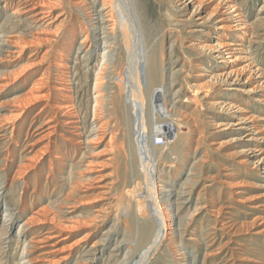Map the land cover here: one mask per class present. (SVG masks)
I'll return each mask as SVG.
<instances>
[{
    "label": "bare ground",
    "instance_id": "obj_1",
    "mask_svg": "<svg viewBox=\"0 0 264 264\" xmlns=\"http://www.w3.org/2000/svg\"><path fill=\"white\" fill-rule=\"evenodd\" d=\"M0 2L4 3L3 10L11 12L10 17L14 16L21 20L26 17L25 20L29 25L35 24L40 25V28L42 26L52 28L58 22V25L55 27L61 28L64 27V22L69 21L68 31L60 45L61 51L59 50L58 55L56 54L58 57L57 60L46 69V73L37 79L36 86L34 85V92L36 94H43L50 80L48 76L51 75V71H54L56 77L53 82L55 84L53 83L54 85L51 87V91H47L41 97H37L42 100L46 99L48 102L41 107L37 115L41 118V123L36 127V132H42L37 135L39 137L36 139V142H40L41 138H47L49 139V143L45 145V151L35 153L34 160H31L34 164H25L23 166V172H19V175H25L29 170L44 171L42 170V166L46 158L45 156L48 154L50 158L48 166L50 174L54 169V165L52 164L54 161L59 163L55 165L60 166L61 169L55 174V178L50 179V176H47L42 192L38 193V197L42 198L44 196L42 194L43 191L49 190L50 186H53L52 191H50L46 199V204L36 212H33L27 222H22L23 224L18 226L15 233L12 232V227L15 224L11 218L13 215L10 214L7 206L2 211L0 215V252L3 250L4 245H10V243L15 242L19 248V260L17 259L18 261L13 264H129L136 255H138L139 260L133 264H167L166 262L170 260V264H188V256L182 254L183 256L179 259L173 255L171 256L169 250L173 245L177 244V241L175 242L176 235L180 236L178 237V243L182 242V238L186 233V230H182L194 218V214H190L191 208H193L192 212L194 213L200 205L193 203L190 197L192 190L189 187V185L196 186L197 184L196 176L194 177L192 175L196 173L195 170H198L196 169V165L199 163L195 158H192L195 162L192 160L194 163L191 162V164L186 159V156H188V152L186 151L188 150L184 149V145L187 142L185 138H188V136L185 135V137L180 132V126L178 127L180 122H176L179 119H176L171 114L172 111L170 112L167 106L168 102H173L172 105L174 106L175 102L172 99L180 91L178 90L170 94L171 99L166 97L168 93H166L164 88L162 70V43L164 42L166 28L162 27L161 35H156L152 23L147 19L145 7L141 5V0H91V2H88V0H1ZM168 2L170 3L169 8L175 6L174 8L176 10V12L167 11L166 13V17L170 20V25L174 22L173 18H176L175 16L178 13L188 10L191 6L193 7L190 16L185 21H178L180 26H176V28H181L186 31L187 26H193L188 28L190 29L187 31L189 37L193 35V38H196L199 33L203 32V29L213 27L214 24L217 26L218 30L215 32V35H209L210 37L205 39L212 41L207 44L192 41L183 49L188 50V52L194 51V55L196 54L200 57L199 61H193V64H196L200 71L204 72L208 70L202 64H199V62L202 63L205 59L213 61V70L210 71V79L207 82L204 83L202 81V78L206 76L205 73L199 71L195 75L193 74L197 79L196 83L192 85L194 88L192 96L195 97L196 102H203L202 107L212 112L211 120L205 121L215 133L211 131L207 132L208 134L227 135L243 132L234 139V141L240 142L239 144H243L246 147L241 151L239 155L240 160L238 161L246 165L251 164L254 170V177L261 176V171L264 174V124H261L264 122V117L248 111L244 107V105L248 106L247 100L241 103L242 105H239V101L235 98L237 96L236 94H226L222 97L216 95V92H218L217 89L225 85L233 87L230 89L234 93H244L246 91L243 85L256 80L257 85L247 92L260 90L261 95L257 97L256 102L264 104V71L256 64L255 59L249 53L255 42L256 32L254 30L256 24L247 20L243 4L240 0H168ZM212 4L214 7L211 12L206 17H202L201 12L203 9ZM60 9L67 16L63 12H58ZM76 12L84 16L82 21L76 19ZM85 25L89 27V31L88 29L86 30ZM56 30L58 31V29ZM10 33L11 36L8 35L10 39L6 42L14 48L23 49L24 40L19 37L21 35L17 34L15 30ZM117 33L120 40L126 42L123 60L117 59L114 56V46L112 47L111 45V41L113 40L114 43L116 40ZM91 35L93 36L94 44L90 45V48L82 57H78V53L76 55V59L78 58L79 61L86 62L89 60L92 47L97 52L98 61L96 69L94 67V71H97V73H95L92 83L87 85L85 89L84 85L76 79L77 75L69 77L73 68L68 65L69 49L67 47H71L76 38L81 36L78 51L81 49L84 50L87 45L86 43L92 37ZM18 38L20 39L18 40ZM159 38H161L160 41ZM176 41L177 39L171 42L170 51L177 44ZM159 42H161V48L159 47ZM127 54H129L128 59ZM113 62L117 66L118 77L117 82H114V87L110 89V86L106 83L108 77L106 70L109 69V65ZM192 69H194V65L191 66ZM3 76L10 77L0 71V83ZM215 84H219V86H215ZM170 86L172 87L173 84L171 83ZM0 87H3V84H0ZM84 91L85 94L89 93V102L94 107L89 113H87L88 111L86 112V116L85 114L82 116V113H80L81 110L77 107V99L83 96L82 93ZM53 96L56 97L54 98V102L51 99ZM190 99L189 97L188 100ZM31 101L33 102L34 100ZM52 102L53 104H51ZM116 107L122 109V113L125 115L128 123L127 132L123 137L125 144L122 153L124 158L123 178L121 175L122 183L120 184L122 187H118L114 194L112 188L115 183L107 182V180L105 181L96 175L97 171L95 168L98 164L93 153L95 150L94 146L106 140L107 129L111 125L109 122L104 121L106 110H114ZM196 109L194 108L192 113ZM216 111L220 113H215ZM48 112L50 115L47 114L45 117ZM176 113L178 114L177 111L174 114L176 115ZM222 113H224L223 117L220 115ZM152 115H155L157 121V126L154 131H156L158 144L154 142L150 134V117ZM184 115L186 116V114ZM224 116L226 117L224 118ZM2 123L0 119V129L3 127L1 126ZM60 127L67 133L62 137V140L63 142L64 140L66 141L65 143H67V147L69 148L67 152L72 155L71 157L69 156L70 164L68 173L64 169V166H66L65 161H67L65 160L66 158L60 152L54 150L57 144L56 139L55 143L51 142V139L54 138L53 136L58 132ZM14 129L13 126L12 131ZM202 132L199 131V140L197 141L199 145L203 139ZM192 133L195 134V132ZM27 136H29V133ZM112 139L109 141H112ZM161 140L162 142H160ZM161 143L163 146H159ZM165 147H169V150L165 152L164 157L166 160H171V166L169 168L172 170V173L169 172L166 176V173H163L164 169L161 172L158 171L159 158L157 156L158 152L164 150ZM215 151L217 150L215 149ZM250 157L253 160H250ZM203 162L205 163L204 160ZM185 169L187 170L186 174L184 173ZM228 169L227 167L226 170ZM183 174L186 177L181 181ZM58 180L61 181L62 186L61 191H58L59 195L56 193L58 190L56 187L57 182H59ZM41 181L40 177H36L34 181L35 187ZM208 182L210 181L208 180ZM222 184L225 185L226 183ZM231 185L234 187L233 185L235 184ZM262 186L264 187V185ZM63 188L67 189L66 193ZM204 188H206L205 185L202 191ZM4 189L5 187L1 184L0 193L4 192ZM245 191L236 189L234 193H231L232 196L228 200H223L224 204L219 206L216 211H212V213L208 212L209 215L207 214L203 217L204 220H202L206 221L207 225L204 226V223H202L203 225L198 229L199 231L196 232L195 230L197 235H195L196 239L194 241L197 243L200 242V244L203 242L202 244H204L207 250H211L215 246L216 238L219 237L218 233L220 231L227 232L226 230L231 229L233 224H235L234 228H237V230L231 236L233 240L231 241L235 245L240 246L239 248H235V250L240 252V255L238 254L239 258L233 264H263L257 258L258 256L255 258L247 257L249 256V252L244 242L250 239V235L248 237L246 233L241 234V231H245L246 229L245 225H242L243 223L237 224L231 218H224L225 221H219L222 218L221 214L226 209H234L232 202L234 196L238 197V202H243L242 196L245 194ZM221 193L219 191L218 198H222ZM2 195L3 193L0 194V197ZM87 196H92L90 200L99 202V205L93 207L94 209H90L91 212L86 213L83 218L75 217L74 214L77 212L78 204L81 203L76 198L81 199ZM199 197L200 193L198 194ZM257 199L259 201L255 205L251 204L252 206L250 207L253 210H259L264 213V192ZM206 206L208 205L206 204ZM114 208L118 215L123 214L122 216L128 218L129 224L125 225L123 231L121 229L115 231L117 229V225L115 224L117 219L112 217L113 224L109 228L107 227L108 229L104 232L103 230L106 228V224L111 220L110 216H112L111 214ZM184 210H187V213L182 214ZM226 214L231 213L227 211ZM213 216L215 219L211 220L210 217ZM255 221L257 220L254 218L253 225ZM218 225H220L219 229ZM34 226H37L34 229L35 231H33ZM81 228L89 229L88 234L84 237L85 239L77 240L74 244L64 247L65 242L69 240L71 235H64L63 233H71ZM250 228L249 224L247 228L249 233L251 231ZM238 232L241 233L237 234ZM263 232L264 228L255 231L253 234L256 236ZM28 233L36 236L29 239ZM96 233H99L101 237L93 241L91 245L87 244L90 238L94 237ZM113 234H116L114 236L115 244L111 251L106 252V242L110 240ZM260 248L263 249V247ZM253 249L252 252L260 254L257 251L258 249L255 251ZM214 251L217 252L216 250ZM214 251L212 250L210 253H207V257L217 256L218 253L215 254ZM34 252L39 253L37 256H33ZM74 254L76 255V259H74L75 262L71 263ZM261 256L263 255L261 254ZM3 260L2 257L0 263ZM182 261L184 263H180ZM213 262L210 263L213 264Z\"/></svg>",
    "mask_w": 264,
    "mask_h": 264
},
{
    "label": "rangeland",
    "instance_id": "obj_2",
    "mask_svg": "<svg viewBox=\"0 0 264 264\" xmlns=\"http://www.w3.org/2000/svg\"><path fill=\"white\" fill-rule=\"evenodd\" d=\"M88 2H91V0H88ZM240 2L243 4V9L245 11L247 20L251 23L256 24L255 30H254L256 32V34H255L256 36L254 38L255 42L252 45L251 51H249V53L251 54V57H253L255 59L256 64L259 65L260 68L264 71V0H243V1L240 0ZM169 4L170 3L168 2V0H141V5L143 7H145L147 19L150 23H152V26L155 29L156 35L160 36L161 35V28L162 27L166 28L165 35H164V42L162 43V47H163L162 70H163V76H164V88L166 90V93H168V94H166V95H168L166 97L171 99L170 94H172L178 90L180 91L178 93V95H176L172 99L175 102L174 106L172 105L173 102L172 103L168 102L167 106H168V109L170 110V112L172 111L171 114H173L176 117V119L180 120V121L176 120V122L177 123L182 122L181 124L180 123L178 124V127L180 126L179 127L180 132L184 136L185 135L188 136V138L185 136L186 137L185 140L187 142H185V145H184V147H185L184 149L188 150V151H186V152H188V154H187L188 156H186V159L190 162V164L194 158L199 163V164L197 163L198 165H196V167H197L196 169H198V170H195L196 173H193V175H192L194 177L196 176L195 179H196L197 184H196V186H193V185L190 186L189 185V187H190V190H192L190 197L193 200V203H195V204L197 203V205L198 204L201 205V206L199 205L198 208H196L197 211L194 213L192 212L193 208H191L190 214H194V216H193L194 218L190 221V224L188 226H186V227L184 226L183 230L181 229L182 231L186 230V233L184 234V237L182 238V242L178 243L179 242L178 237H180V236H178V235L175 236L176 237L175 242L177 241V244L173 245L170 248L169 251L171 253L170 252L169 253L171 254V256L173 255L179 259L181 256H183L182 254H185L186 256H188V259H189L188 264H203V263L204 264H211L214 260H215V262H213V264H233V263H235L238 260V258H239L238 254L240 253L238 250H235V248H239L240 246L235 245L234 242H232L233 240L231 237L234 234V232L237 230V228L236 229L234 228L235 224H233L231 229H228L229 231L228 230H226L227 232L220 231L218 233L219 237L216 238L215 246L213 248H211V250H207V248L204 246V244H202L203 242L200 244V242H198V243L195 242L194 239H196V236H195V235H197L196 232L199 231L198 229H200L202 227V225H203L202 223H204V226L207 225L206 221H202V220H204L203 217H205L208 214V212L212 213V211H216L219 208V206L224 204L223 200H228L232 196L231 193H234V191H236V189H241L244 191L246 190L244 192L245 194H243V196H242L243 202L242 203L238 202V200H237L238 197L234 196L232 199L234 209H230V210L226 209V211L221 214L222 218H220L219 221H221V220L225 221L224 218H231L237 224L243 223L242 225H245V228H246L245 231H241L240 229H242V228H240L239 231H241L242 233L238 232L237 234H239V233L245 234L246 233V236H248V237L250 235V239L247 240L248 243H247V241L244 242V244L246 243L245 244L246 249L249 252V256H247V257L255 258L258 256L257 258L259 259V261H261V263L264 264V261H263L264 260V254H263L264 253V251H263L264 250V235H263L264 232L261 234H258L256 236L253 234L255 231L261 230L264 228V222H262V221H264V219H263L264 213L260 212L259 210H253L250 207L252 205H255L257 203V201H259L257 199V197H259L261 195V193L264 192V187L262 186V185H264L263 171L260 172L261 176L254 177L253 166H251V164H248V165L242 164V163H240V161H238V160H240L239 155H240L241 151H243L246 147L243 144H239L240 142L234 141V139L236 136H240L241 133H243V132H239L238 134H227V135H225V134L224 135L208 134L207 133V132H211V131L213 133H215L214 130L210 129L211 128L210 125L206 124V121L211 120L210 117L212 116L211 115L212 112H209L205 107H202L203 102H200V101L196 102L195 97L192 96L193 95V89H194L192 87V85L194 83H196V79H197V78H195L194 75L196 74V72L200 71L197 68L198 66L196 64H193V61H199L200 57L196 54L194 55V53H195L194 51L188 52V50H183V49L185 48V46L187 47L189 45V43L192 41H194L196 43H202V44H207L210 41H212V40H205V39H208L210 37L209 35H215V32L218 30L217 26L214 24L213 27L203 29V32L199 33L196 38H193V35H191L192 37L191 36L189 37V35L187 34V31L190 29H188V28L193 27V26H187V28H186L187 31L182 30L181 28L178 29V28H176V26H180V23H178V21H182V20L185 21L190 16V12H191L193 7L191 6L188 8V10L182 11L181 13H178L177 16H175L176 18H173L174 22L170 25V20H169V18L166 17V13H167V11H175L176 12V10L174 8L175 6L174 7L171 6V8H169V6H170ZM3 6H4V3L0 2V71L4 72L5 75H9L10 77L8 78V76H6V77L3 76L1 78L2 80L0 83V84H3V87H0V104H1V106H0V119L3 122L2 123L3 125L1 124V126H3V127H2V129H0V188H1V184H2V186L5 187L4 192H2L3 195L0 197V215L2 214V211L7 206L10 214L13 215L11 218L13 219V222H15V224L12 227V232L15 233V231H17L19 225H22L23 223L27 222V220H29V218L31 217L30 215H32L33 212H36L40 207H42L43 205L46 204V199L49 196L50 191H52L51 189H53V186H50L49 190L43 191L42 194L44 196L42 198L38 197V195H39L38 193L42 192V190L45 186V183H46L47 176H50V179L55 178V174H57L59 172V169H61L60 166L58 167L55 165V164H59V163L54 161L52 163L54 165L53 166L54 169L50 174L49 168H48L50 158H49V154H48L47 156H45L46 158H45V161L43 162V166H42V170H44V171L39 172L38 170L37 171L29 170L25 175H19V172H23L22 170H23V166L25 164L26 165L27 164L28 165L34 164L33 161H31V160H34V158L36 156L35 153H37L39 151L40 152L45 151V149H46L45 145H47L49 143V139H47V138H41L40 142H36L37 141L36 139H38V137H39L37 135H39L42 132V131L36 132V127L39 126V124L41 123L40 122L41 118H39L37 115H38V112L40 111L41 107L43 105H46V103L48 102V100H46V99L42 100L41 98H37V97H41L47 91H51V87L55 84V82H53L55 80L54 78L56 77L54 75V71H51V73H50L51 75L48 76L50 78V80L48 82V85L45 87L46 89H45V92L43 94H36L34 92V87L36 86L37 79H39V77H41L44 73H46V69L49 68V66H51L52 64H54V61L57 60V58H58L57 53H59L61 51L60 45H61V42L63 41V39H64V37L68 31L69 21L64 22V24H63L64 27H61V28L55 27L56 25H58V22L52 28L51 27L48 28L45 26H42L40 28V25H35V24L29 25V23L25 20L26 17L22 18V20L20 18H17V17L15 18L14 16L10 17L11 12L7 11V10L6 11L3 10V8H2ZM213 7H214V5L212 4V5H209L206 8H204L203 11L201 12V16L206 17L207 14L209 12H211ZM58 12H63V11H62V9H60V10H58ZM63 13H65V12H63ZM65 15H66V13H65ZM83 18H84L83 15L76 12V19L78 21H82ZM162 24H163V26H162ZM13 27H14V29H13ZM85 27H86V30L88 29V31H89V27H87V25H85ZM12 29L15 30L17 32V34L21 35L19 37L23 38V40H24V48L23 49L22 48H20V49L14 48L6 42L8 39H10L9 36H11L10 32L13 31ZM56 29H58V31ZM6 34H7V36H6ZM183 34H184V36H182ZM80 38H81V36L80 37L78 36L76 38V40L74 41L75 44L73 43L71 47H67V49H69L68 65L71 68H73V70L71 71V74H69V77H72L73 75H77L76 79H78V81L80 83H82L84 85V88L86 89V86L90 85V83H92L94 75H95V73H97V71H94V67L96 69L98 56H97V52L95 51V48L92 47L90 50L91 54L89 55V60H87L86 62H83V61H79L78 58L76 59L77 53H78V57L79 56L82 57L85 54V52L90 48V45L94 44V41H93L94 39L92 36L91 39L86 43L87 45L84 48V50L81 49L78 51V47L80 46ZM19 39L20 38H18V40ZM160 39L161 38H159V41H160ZM175 39H177V41H176L177 44L174 46L172 51H170V44H171V42L175 41ZM53 40H54V42H53ZM182 40H183V42H182ZM111 42H112V44H111L112 47L114 46L113 47L114 56L117 59L123 60L124 59V46L126 45V42H124L123 40H120L118 33L116 35V40L114 41V43H113V40ZM159 44H160L159 47L161 48V42H159ZM58 47H60V48H58ZM127 53H128V51H127ZM128 55L129 54H127V59L129 58ZM114 63L115 62H113L111 65H109V69L106 70L108 72V75H107L108 77L106 79V81H107L106 83L108 84V86H110V89H112L114 87L115 83L117 82V77H118V72L116 70L117 66ZM199 64H202L203 67L208 70V71H204V72L200 71V72L205 73V75H206L202 78L203 79L202 81L205 83L210 79L209 78L210 77V71L213 70V66H212L213 61H211L210 59H205L202 63L199 62ZM193 65H194V69L191 70V66H193ZM89 68H90V70H88ZM255 81H252L250 83L243 85V86H245V91H246L244 93H241V92L234 93L230 89L233 87H229V86L225 85V86H221L219 89H217L218 92H216V95L218 97H222L226 94L227 95L236 94L237 96H235V98H237V101H239V103H238L239 105H242L241 103H243L245 100H247L248 106L244 105V107L248 111L256 113L261 117H264V104L256 102L257 97H259V95H261V91L255 90L252 92H247L248 90L253 89L257 85V82H255ZM203 82H199V83H203ZM171 83L173 84L172 87L170 86ZM165 85H166V87H165ZM215 86H219V84H215ZM180 87H181V89H180ZM85 91L82 93L83 96H80L78 98L79 100L77 99V101H78L77 107L79 108V110H81L80 113H82V116L84 114L86 116L87 113H89L91 110L94 109L93 104L91 105V103L89 102V93L85 94ZM90 95H91V93H90ZM189 97L191 98L190 99L191 101L188 100ZM54 98H56V97L53 96V98H51L53 102L55 100ZM36 99H38V100H36ZM175 99L176 100L178 99V100L176 101ZM31 100H34V101L32 102ZM167 100H169V99H167ZM29 102H30V104H29ZM53 102L51 104H53ZM197 103H199V104L197 105ZM26 104H27V106H26ZM88 106H91V107H88ZM180 106H181V108H180ZM195 106H197V107H195ZM194 108H197V109L195 112L192 113ZM176 111L178 112V114L176 113V115H175L174 113ZM215 113H220V112L216 111ZM47 114L50 115L48 112V113H46L45 117L47 116ZM184 114H186L187 117ZM190 114H192L191 115L192 117L190 116ZM223 114L224 113H222L220 115L223 117ZM7 116H9V117H7ZM104 117H105L104 121L109 122L111 124L110 125L111 127L109 126V128L107 129L106 140L104 142H100L99 144L94 146L95 150H94L93 155H94V158L98 164V166L95 168L97 171L96 175L103 178V180H105V181L107 180V182L108 181L114 182L115 185L113 184L114 187L112 188V192H114V194H115V192L117 191V188L122 187V185L120 186V184L122 183V178H123L122 174L124 171V169H123L124 158H123L122 153L124 151L123 146L125 144L123 137H124V134L127 132V123L128 122L126 121V117H125V115H123L122 109L120 107H116L114 110L107 109ZM110 117H112V118L110 119ZM225 117L226 116H224V118ZM182 118H185V119H182ZM261 124H264V122H262ZM151 125H153V126H151ZM13 126L15 128L14 131H12ZM156 126H157L156 117H155V115H152L150 117V132H151L150 134L152 135V139L154 140V142L156 144H158V139L156 138V131H154ZM30 127H31V129H30ZM207 127H208V129H207ZM6 129H8V130L4 131ZM199 131L204 132V134L202 132L203 139H202L200 145H199V142L197 143V141L199 140L198 139ZM192 132H195V134ZM28 133H29V136H27ZM65 134H67V133L60 127L58 129V132L53 136L54 138L51 139L52 140L51 142L55 143L57 141V144L54 147L56 149H54V148L53 149L60 152V154L66 158L65 159V160H67V161H65L66 166H64V165L63 166L65 169V172L68 173L69 172V164H70L69 156L71 157L72 155H71V153L67 152L69 148L67 147V143H65L66 141L64 140V142H63V140H62L63 139L62 137ZM111 138H113L112 141H109ZM231 138H232V140H231ZM55 139H56V141H55ZM41 140H42V142H41ZM58 140H59V143H58ZM160 142H162V140ZM225 142H227V143H225ZM224 143H225V146H224ZM28 144H29V146H28ZM159 146H163V144L161 143ZM222 146H223V148H222ZM168 148L169 147H165L164 150H162V151L160 150L157 154V156L159 158L158 159V162H159L158 165H159V169H160V170L158 169V171L161 172V170L164 169L163 173L164 172L166 173L165 176L168 175L169 172L172 173V170H170V168H169L171 166V160L170 159L166 160L164 157L165 152H167L169 150ZM215 149L217 151H215ZM159 156L162 158H160ZM206 158H207V160H206ZM245 158H248V157H245ZM249 159L253 160V158H251V157ZM203 160L205 161V163L203 162ZM199 161H201V162H199ZM194 162H192V163H194ZM163 165H164V167H163ZM21 166H22V168H21ZM222 166H224V167H222ZM40 167H38V168H40ZM227 167L229 168L228 170H226ZM231 168H232V170H231ZM20 169H21V171H20ZM188 169H189V166H188ZM184 171H185L184 173L186 174L187 170L185 169ZM159 172H158V176H159ZM229 173H232V174H229ZM185 174H183L184 176L182 175L183 179L181 181H183L184 178L186 177ZM228 174H229V176H227ZM103 175H104V177H103ZM121 175H122V178H121ZM224 176H227V177H224ZM36 177H40L42 181L40 182L39 185H37L35 187L34 181H35ZM210 177H211V179H210ZM208 180L210 182H208ZM58 181L59 182H57L58 184L56 186L58 188V190L56 192L57 195H59L58 191H61V189H62L61 188L62 187L61 181L60 180H58ZM222 183H226V184L224 185ZM229 184L230 185L235 184V185H233L234 187H232V185L230 187ZM204 185L206 188H204V190L202 191V188L204 187ZM209 188H210V190H209ZM227 188H229V189H227ZM63 189H65V188H63ZM66 190L67 189L64 190L65 193H66ZM219 191L222 192L221 193L222 198H218ZM2 193H0V194H2ZM199 193H200V197L198 198ZM89 195H90V193H89ZM255 196H256V198H255ZM91 198H92V196H90V197L87 196V197L81 198V199L76 198L81 203L78 204L77 212L74 214L75 217L83 218L84 215H86V213L91 212L90 209H94L93 207L99 205V202H96V201L94 202L93 200H90ZM200 198H202V199H200ZM235 198H236V200H235ZM247 199H249V201H247ZM250 199H251V201H250ZM205 203L208 206H206ZM204 205H205V207H204ZM115 208H116V205H115ZM115 208L112 210V214H111L112 216H110L111 220H109V222L106 224V226H105L106 228L103 230L104 232L113 224V222H112L113 218L117 219L115 224L117 226L119 225L118 227L116 226L117 229L115 231H117V230L119 231L120 229H121V231H123L125 228V225L129 224L128 218H126L125 216H122L123 214L118 215ZM251 209H252V211H251ZM227 211H229V213H231V214H226ZM185 213H187V210H184V212L182 214H185ZM117 215H118V217H117ZM259 216H261V217H259ZM254 218L258 222L255 221V223L253 225ZM210 219L214 220L215 217L214 216L210 217ZM249 224L251 227L250 233H249V231H247ZM251 225H253V226H251ZM36 227L37 226H34L33 231H35L34 229H36ZM219 227H220V225H218V229H219ZM129 230H131V228H129ZM195 230H196V232H195ZM88 232H89V229H87V228H81V229H78V230L73 231L71 233L64 232L63 233L64 235H68V234L71 235L69 240H67V242H65L64 247L66 245H67L66 247H68V246L74 244L77 240L79 241V240L85 239L84 237L86 234H88ZM224 232L227 234H225ZM115 235L116 234H113L111 236L110 240H108L106 242V244H107L106 252L111 251V249L113 248V246L115 244V241H114ZM34 236H36V235L30 233L28 237H29V239H31ZM100 237H101L100 234L96 233L94 235V237L90 238V240L88 241L87 244L91 245L93 243V241H95L96 239H99ZM191 238H192V240H191ZM227 240H229L228 241L229 243L227 242ZM230 244H232L231 245L232 248H231ZM3 247H4L3 250L0 252V259H2V257H3L4 260L0 264L16 263L19 260V258H18L19 248L17 247L15 242H12V244L10 243V245L6 244ZM253 247H254V249H253ZM260 247H263V249H261ZM251 248L253 249V251L258 249L257 251H259L260 254H257V252H252ZM212 250L213 251L216 250L217 252L214 251V253L215 254L218 253V255L210 257V258L207 257V253H210ZM172 252H174V254H172ZM38 253L39 252H34L33 256H35V255L37 256ZM253 253H254V255H253ZM236 254H237V256H236ZM261 254L263 256H261ZM137 256L138 255H136V257H134V259L132 260L133 262L131 261L132 264L139 260V257H137ZM220 258H221V260H220ZM74 259H76L75 254H74V257L72 258L71 263L75 262ZM170 261H167L166 263L170 264ZM180 263H184V261H182Z\"/></svg>",
    "mask_w": 264,
    "mask_h": 264
}]
</instances>
